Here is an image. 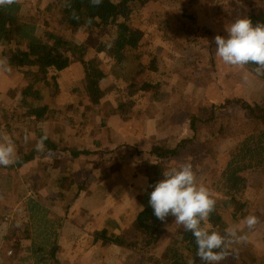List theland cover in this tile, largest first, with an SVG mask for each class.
<instances>
[{
    "label": "rangeland",
    "instance_id": "1",
    "mask_svg": "<svg viewBox=\"0 0 264 264\" xmlns=\"http://www.w3.org/2000/svg\"><path fill=\"white\" fill-rule=\"evenodd\" d=\"M18 1L30 13H33L37 7L46 12L45 9H48L53 3V0ZM197 1L172 0L162 4L149 3L143 8L133 7L130 25L143 37L141 41L142 48L136 57L142 63L141 74L138 76L136 75L137 61H132L130 58L120 66L114 63L107 54L95 52L94 48L97 40H92L87 35L86 29L75 31L68 25L54 22V16L48 20H38V33L41 26L44 25L63 38L78 44L85 42L90 45L84 57L89 75L77 59H72L69 66L60 72H50L49 75H56L55 83L51 80H43L40 76L36 78L30 75L24 76L20 68H13L7 64L8 70L0 71V92L5 98L10 97L9 100H14L15 95L18 92L19 94L15 103L0 107V137L7 136L14 140L17 152L24 149L29 152L36 150V146L40 142L36 131L39 129L43 132L44 124H39L42 120L38 123L39 120L36 116L29 115L28 109L31 108L30 106L42 107L41 118L52 119L51 122L45 123L47 124L45 131L48 135L52 131L49 126L59 118L57 127L61 131L62 137L60 142H58L59 140L56 141L59 149L80 150L81 147L84 148L86 144L95 141L96 132L97 141L101 143L100 148L104 146L114 149L121 143H134L131 145H135L137 149L142 151L152 150V148L163 151L165 147L169 146L170 149H176L177 157L166 162L165 171L189 163L194 157L196 163L192 166L197 183L213 192V198L216 200L217 205H224V196L215 190V183L220 178L223 167H225L226 153L230 145H227V142L218 143L215 159L209 158L206 154L198 156L191 148V144L189 145V140L194 136L195 141H198L202 136V127L197 120H192L194 114L188 115V109L192 110L195 107L206 109L226 100L236 101L240 98L246 100L256 99L264 102V79L251 74L244 67L234 66L230 71L224 70V72L220 70L222 69L220 67H224L225 64L219 57L218 60L213 59V54H209V51H207L211 50V46L209 47V44H206L205 41L210 39L211 45L215 43L210 38V32L206 30V33H200V30H203L198 26L200 21L196 20L197 17L195 18L189 11V8ZM219 1V4L228 5L220 13L221 17L226 19L227 14H230V19L228 21L223 20L220 24V29L223 32L221 34L226 38L229 23L231 25L236 19L246 17L251 11H264V0ZM159 26L167 30L168 36ZM186 39L189 43L188 51H184L183 47L179 45L183 40L186 42ZM193 39L194 41L200 39V48L193 44ZM177 42L179 43L175 44ZM170 43V48L173 50H169L168 53L166 46ZM5 49V47H0V60H3L2 53ZM174 52L178 55L177 61L181 68L183 66H190L191 69L195 67L193 76H188L183 82L176 83L172 79L175 78V75L177 76L180 68L172 70L170 67V70L166 67L170 55ZM184 59L188 60L184 61ZM182 61L185 65L181 64ZM155 66L156 70L154 69ZM213 72L218 74L212 75ZM251 75L257 80L256 86L247 81V77ZM213 77L215 78V84L213 83ZM150 80L155 83L151 89H140L141 86L147 87V82ZM53 83L56 87H53ZM26 87L28 92L24 90ZM247 87V93L255 88L257 91L251 92L252 94L248 96H239L241 90ZM135 88L139 90L127 100V93ZM4 90L6 94H4ZM183 91H187L188 94L181 95ZM155 92L157 96L154 94ZM119 101H125L124 105H119ZM203 112V110H200L201 114ZM227 114L246 117V114L242 113L236 104L229 109L222 110L218 118H222ZM207 115H209V112L204 116ZM119 121L126 122L129 131L132 129L135 132L141 129L142 133L137 132V136L131 138L127 135V129H122V131L119 129L118 124H116ZM4 124H8L10 129H7ZM95 126L99 129H95ZM2 132H4V135ZM79 132V136L76 137ZM80 135L83 137H80ZM73 136L83 139L74 141L71 140ZM176 143L179 145L175 146ZM94 151L95 154H85V157L79 158L73 165L75 166L74 171L78 175L76 179H86L92 174L95 175L90 177L91 179L95 176L97 179L103 175L107 176L104 177L107 182H105L104 188H101V192L92 193L91 196L94 197L92 203L95 204L98 200V209H102L106 224L115 231H119L124 222L134 220L138 210L134 206L135 202L134 204H121L118 209L120 213L113 212L111 202L119 198L124 189L118 187L111 193V187L113 184L118 185L119 183L129 186L130 183L139 184L142 182L143 185V181H146V178L145 180L143 178L145 172L143 173L142 169H136L130 163L120 162L115 156L110 157L106 152ZM52 160L45 157L44 162L47 167L42 173L36 171L37 167L24 172L23 177L25 179L23 181L27 189L31 190V197L45 205L53 217L57 216L65 223V220H69L74 214H76L75 218L78 215V212L74 213L71 207L74 206L73 202L77 198V196L75 198L74 196L81 180L73 186L68 181L64 184V189L59 190V187L56 186L57 176L69 172V170L72 171L71 158L65 163L60 160L58 162ZM54 164H58L59 167L53 176L52 173L54 172L50 168ZM262 177L263 179L260 178L258 181L264 184V176ZM139 189L137 190V199L139 198ZM105 192L106 195H104ZM240 201L243 208L240 211L237 210V214L234 216L228 213L227 208L221 210V214L225 219L221 229L235 226L238 229V235L246 236L245 241L233 243L228 247L230 254H232L239 250L241 245L242 249L245 250V260L241 263L236 256H231L229 259L230 264H264V243L262 242V239H264V188L260 189L249 184L246 192L240 197ZM18 208H22V204L13 211L8 220L6 219L7 225ZM115 214L120 215L115 217ZM250 215H255L258 218V223L252 229H249L245 223V218ZM174 219L172 216L168 219L164 232L153 248L147 254L141 255L139 259L141 264L176 262L175 257L169 251V246L179 237L180 230L182 232L183 227L174 224ZM97 225H99V222L95 224V226ZM257 228L260 231L255 233ZM93 232V227H90L75 239V244L77 242L82 247V250L79 248V252L72 253L66 251V249L62 251L60 246L61 251L59 250L57 253L58 259L63 260H60V262L66 264L135 263L128 259L129 256H133L132 250L116 244L92 242L94 240ZM220 233L223 234V232ZM234 244L235 249L232 248ZM2 251L3 246L0 249V256L3 255ZM5 254L10 255V253ZM0 264L9 263L4 262L0 257ZM12 264H27V262L13 261Z\"/></svg>",
    "mask_w": 264,
    "mask_h": 264
},
{
    "label": "trees",
    "instance_id": "2",
    "mask_svg": "<svg viewBox=\"0 0 264 264\" xmlns=\"http://www.w3.org/2000/svg\"><path fill=\"white\" fill-rule=\"evenodd\" d=\"M168 1L172 0H102V3L96 5L92 0H53L52 5L45 9L46 12L37 7L35 8L36 13L35 11L30 13L18 0L0 4V47L6 48L2 57L7 59L9 66L20 68L22 75H30L34 78L40 76L43 80H51L54 83L56 75H49L50 72L64 70L72 59H77L89 75V69L84 59L90 46L88 43H75L44 25L41 26L38 33L37 21L48 20L54 16V22L68 25L75 31L86 29L87 35L92 40H97L95 52L107 54L114 63L121 66L130 58L132 61H137L136 75L138 76L141 74L142 63L136 57L142 48L143 37L130 25L133 7L143 8L149 3L162 4ZM247 17L252 20L253 25L264 23V11H251ZM159 27L168 36L167 30L162 26ZM255 67L252 64L244 66L251 74L264 79V74L258 75L255 72ZM154 69L156 70V66ZM54 83L53 87H56ZM153 85L155 83L150 80L147 82V87L141 86L140 89H151ZM24 90L28 92L27 87ZM137 90L139 89L135 88L128 92L126 99L133 96ZM154 94L156 95V92ZM124 103L125 101H119L121 106ZM234 104L239 107L242 113L246 114V117L227 114L218 118L222 110L229 109ZM30 107L29 115L36 116L39 120L38 123L41 120L43 122L45 119H42L40 114L43 108ZM200 110L204 111L203 114L200 113ZM207 112L209 115L204 116ZM192 114H194L192 120H197L202 127L201 138L195 141L193 136L189 140V145L191 144V148L198 156L206 154L209 158L215 159L218 143L227 142L226 144L230 145L226 153L225 167L215 183V190L224 196L225 201L223 202L225 203L222 206L216 204L209 221L202 225L210 231H218L225 220L221 214L223 208H227L228 213L234 216L237 214V210L240 211L243 208L240 197L246 192L249 184L260 189L264 188V184L258 181L264 176V102L243 98L236 101L226 100L206 109L199 107L188 109V115ZM36 135L40 139L39 141L43 142V149L30 152L24 149L16 152L15 166L36 162V171L42 173L47 167L44 162L45 157L53 159L54 162L60 160L64 163L71 158L72 171L69 170V172L57 176L56 186L62 191L66 182L70 181V185L73 186L81 180L75 198L87 178L76 179L78 175L74 171L75 166L73 165L79 158L85 157V153L76 150L70 151L66 148L58 149L39 129L36 131ZM12 142L17 151L16 142L14 140ZM131 144L134 143H121L106 153L110 157H117L122 163H130L136 169H142L143 173L145 172L143 178L144 180L146 178V181L139 187V198L136 201L137 215L127 227L119 231L104 225L95 230L92 236L93 242L116 244L132 250L133 256H129L128 259L134 261V264H141L139 262L141 255L147 254L153 248L166 225L154 216L153 209L149 206L150 193L154 190V185L163 179L162 173L165 171L166 162L177 157V152L176 149H170L169 146L165 147L163 151L152 147V150L142 151ZM178 145L175 144V146ZM97 146L100 148V144ZM109 160L110 158L107 161L109 162ZM195 160L193 157L190 163L195 164ZM58 167V164H54L50 168L54 172L53 176ZM169 217L171 218V215ZM169 217L167 221L170 219ZM64 224V220L57 216L53 217L45 205L32 197L27 198L22 203V208L15 211L8 223L3 237L1 260L9 264H12L13 261L27 262V264H66L60 262L57 257ZM224 230L221 229L219 232L224 233ZM169 251L176 259L175 263L169 264H201L196 255L195 239L191 232H186L184 229L182 232L180 230L179 237L169 246ZM5 253H10V255L7 256ZM231 256L233 254H230L228 249V257L221 264H230Z\"/></svg>",
    "mask_w": 264,
    "mask_h": 264
},
{
    "label": "clouds",
    "instance_id": "3",
    "mask_svg": "<svg viewBox=\"0 0 264 264\" xmlns=\"http://www.w3.org/2000/svg\"><path fill=\"white\" fill-rule=\"evenodd\" d=\"M13 0H0V4L12 3ZM96 5L102 0H92ZM227 38L215 36L216 55L226 65L244 67L255 65V72L264 74V23L253 25L250 18H238L227 29ZM0 70L7 69V59L0 60ZM37 150L43 149V142L37 144ZM15 144L7 136L0 137V165L15 163ZM163 179L154 185L150 193L149 206L154 216L166 223L171 215L174 224L191 232L196 243V255L201 264H221L228 257V247L233 243L246 240L245 235H238L237 227L210 231L202 226L209 221L215 210L216 200L213 192L197 183L192 164L184 163L163 171ZM249 229L255 227L258 218L250 215L245 218Z\"/></svg>",
    "mask_w": 264,
    "mask_h": 264
},
{
    "label": "crops",
    "instance_id": "4",
    "mask_svg": "<svg viewBox=\"0 0 264 264\" xmlns=\"http://www.w3.org/2000/svg\"><path fill=\"white\" fill-rule=\"evenodd\" d=\"M215 2H217V3H215ZM219 2H220L219 0H205V1L198 0L197 2H195L191 6V8H189V11L195 16V18L197 17L196 20L200 21V25H198V26H199V28L203 29V30H200V33H206V30L209 31L210 35H211L210 38L213 39V42H214L215 36H217V35L225 37L224 35L221 34L223 32L220 29V24L223 22V20L228 21V19H230V14H227L226 19H223L221 17L220 13L223 11L224 8L228 7V5H224L223 3L219 4ZM247 16H248V14H247ZM202 22L204 25L202 24ZM230 26L231 25L229 23L228 28H230ZM187 39H188V35H187ZM187 39H186V42L183 40L179 44L183 47L184 51H186L187 49L189 50V46H188L189 43H188ZM193 41H194V39H193ZM178 43L179 42H177L175 44H178ZM205 43L209 44V47L211 46V50H207V51H209V54H213V56H212L213 59L218 60V56L216 55L215 43L213 45H211L210 39L206 40ZM175 44H173V45H175ZM193 44H195L196 47L200 48L199 47L201 44L200 39L194 41ZM170 47H171V43H170V45L166 46V48H168V51H167L168 53H169V50L170 51L173 50ZM177 59H178V55H176V53L174 52L172 55H170V59L167 61L168 65L166 66L169 69L171 67L172 70H174L176 68H180L178 73H177V76L175 75V78L174 77L172 78L173 81H175L176 83L180 82V81L183 82L185 78H187L188 76H193V73L195 72V67L193 69H191L190 66H183L181 68ZM187 60L188 59H184V61H187ZM176 64H178V65H176ZM181 64H184L183 61L181 62ZM188 65H190V64L188 63ZM233 67L234 66H230V65L225 64L224 67L223 66L220 67V68H222L220 70L222 72H224V70L230 71ZM190 69H191V71H190ZM215 74L217 75L218 73L217 72L212 73V75H215ZM247 81L254 86H256V84H257L256 78L253 77L252 75L247 77ZM213 83L215 84V78L214 77H213ZM194 85H195V82H194ZM260 86H263V85H260ZM247 89H248V87L241 90V92L239 93V96H241V97L248 96V95L252 94L253 92L257 91V89L255 88L251 91L252 93L251 92L247 93L248 92ZM4 94H6L5 90H4ZM18 94H19V92L15 95L14 100L13 99L9 100L10 97L5 98V96L3 94H1V92H0V107H6V106H9V104L15 103L17 101ZM187 94H188L187 91H183V93L181 95H187ZM222 94H224V93H222ZM51 121H52V119H47V120L45 119L43 122H40L39 124H42V123L44 124L43 125L44 128L42 127L43 128V135H45L48 138V140L59 149V147L57 146V142H56L57 140H59L58 142H60L61 138H62L61 137V131L57 127L59 124V118L54 120L52 122V124L49 126V128H51L52 131L50 132V135H48V133L45 131L46 126H47V124H45V123L51 122ZM117 122H116V124H118L119 129L121 131H122V129H127V135H129L131 138H135L134 136H137L136 135L137 132L142 133L141 129H139L138 131H135V132L132 129H130V131H129V129L127 127V123L124 121H119V123H117ZM106 123H107V119H106ZM4 125L7 126V129H10V126L8 124H4ZM94 128L99 129V127H97V126H95ZM100 129H101V127H100ZM80 132L76 134V137L79 136ZM2 134L4 135V132H2ZM76 137L73 136L71 138V140L76 141V140L83 139V138H76ZM80 137H83V136L80 135ZM74 138H76V139H74ZM94 138H96L94 142L88 143V144H86V147H84V148L81 147L80 150L77 149L76 151L89 155V154L95 152L93 150H100V151L106 152V151H108V149H110L109 147H104V146H102L101 148L97 147L98 144H101V143H98V141H97L98 140L97 139V132L95 133ZM82 145H83V143H82ZM16 152L17 151L15 149V154H16ZM100 154H102V152H100ZM36 167H37L36 162H28L22 166H15L14 163L9 165V166L0 165V249L3 245V237H4L5 231H6L7 226H8L7 220L10 218L13 211L17 207H19V205H21L27 198L31 197V190L27 189V186L25 185V183L23 181V179H25L23 177L24 172H27L30 169H35ZM93 175H95V174H92L91 176L89 175L87 177V179L82 183V188H81L79 194L77 195V198L73 202L74 206L71 207L73 209L74 213L78 212L77 217L75 218L76 214H74V216L69 218V220L67 219L68 221L65 220V224H64V228H63V232H62V237H61L60 243H59L62 251H64L66 249V251H71L72 253L79 252V248H80V250H82V247L77 242L75 244V242H74L75 239H77V237L79 235H81L83 232L87 231L90 227H93V229L95 231V230L103 227L106 224L105 215H104V213H102V209H98V204H97L98 200H96L95 204H93L92 199L94 197H92L91 195L94 192H96V193L101 192V190L104 188L103 186L106 185L105 182H107L106 180H104V177H107V176L103 175L99 179H97V177L95 176L94 178L91 179L90 177H92ZM112 176H114V175H112ZM119 184L118 185L113 184L111 187V193H113V190L115 188H118V187H122L124 189L121 192V196L119 198H116V200L111 202V205H113L112 210H113V212L115 211L116 213H120L118 210L119 205L128 204V203L134 204L137 201V190L142 185V182L139 184L138 183H135V184L130 183L129 186L122 185V184L119 185ZM77 189H78V187H77ZM77 189H76V191H77ZM103 191H105V190H103ZM104 195H106V192ZM134 206H136V204ZM118 215H120V214H115V217H117ZM97 222H99V225L95 226V224ZM131 222L130 221L124 222L123 227H121V229L127 227ZM106 225H108V224H106ZM259 231H260V229L257 228L255 230V233H258ZM262 242L264 243V239H262ZM235 247L236 246L234 244L232 246V248L235 249ZM244 251L245 250L242 249V246L240 245V249L236 250L235 253H232V254L234 257L235 256L237 257L239 262L243 263V261L246 258ZM59 260H61V259L59 258ZM61 261H63V260H61Z\"/></svg>",
    "mask_w": 264,
    "mask_h": 264
}]
</instances>
